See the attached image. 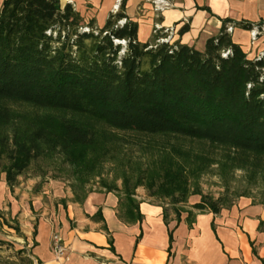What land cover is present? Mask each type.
I'll return each mask as SVG.
<instances>
[{"label":"trees","instance_id":"1","mask_svg":"<svg viewBox=\"0 0 264 264\" xmlns=\"http://www.w3.org/2000/svg\"><path fill=\"white\" fill-rule=\"evenodd\" d=\"M127 2L121 0L100 28L71 3L4 1L0 177L11 191L26 173L50 174L74 180V198L84 202L92 192L87 185L101 176L112 152L106 135L77 116L118 131L178 136L264 156V52L249 58L228 31L229 26L251 31L262 24L225 19L204 51L173 41L165 29L141 43L138 24L126 14ZM11 102L34 110L17 113ZM120 179L121 187L116 178L99 188L118 192L125 215L136 221L142 220L136 199L140 187L159 201L166 222L171 215L180 222L188 206L192 223L197 213L216 215L234 204L203 195L192 187L191 174L173 163L141 167ZM195 195L200 201L189 205Z\"/></svg>","mask_w":264,"mask_h":264},{"label":"crops","instance_id":"2","mask_svg":"<svg viewBox=\"0 0 264 264\" xmlns=\"http://www.w3.org/2000/svg\"><path fill=\"white\" fill-rule=\"evenodd\" d=\"M60 1L102 28L119 0ZM126 14L138 24L141 43L150 42L159 25L173 30V41L204 51L225 19L264 25V0H171L164 12H157L149 0H128ZM184 27L189 29L179 34ZM231 35L249 58L264 52V33L254 42L249 30L234 28ZM34 184L21 183L11 191L4 175L0 177V215L17 221L14 245L34 264H264L263 204L242 199L216 215L197 213L192 223L187 221L188 206L180 222L175 215L166 222L163 208L139 188L142 220L136 221L125 215L118 192L98 188L81 204L62 183L43 190ZM56 226L66 247L60 257L52 248ZM1 231L0 241L5 242Z\"/></svg>","mask_w":264,"mask_h":264},{"label":"rangeland","instance_id":"3","mask_svg":"<svg viewBox=\"0 0 264 264\" xmlns=\"http://www.w3.org/2000/svg\"><path fill=\"white\" fill-rule=\"evenodd\" d=\"M9 104L15 112L21 114L34 110L24 103ZM76 118L96 129L100 135L105 134L112 152V158L106 159L103 164L101 176L93 179L87 185V190L98 189L100 183H111L116 178L121 187L120 178L124 173L131 175L141 167L155 169L161 163H173L191 174L192 187L203 195L216 199L222 197L231 203L247 199L252 203L264 204V156L237 152L205 141L178 136H151L118 131L89 118ZM27 182H35V189L38 190L48 188L52 183H62L69 188L76 185L74 180L67 177L53 178L49 174L42 178L34 176L33 172L20 178V183ZM15 188H20V184ZM140 189L147 194L144 187ZM200 198L199 195L192 196L189 203L200 201ZM152 201L159 202L154 198ZM6 219L0 215L1 234L5 237V244L0 246V264H25V260L30 258L26 254L20 258L17 254L22 250L14 245V238L19 237L16 230L19 224L11 216Z\"/></svg>","mask_w":264,"mask_h":264},{"label":"built area","instance_id":"4","mask_svg":"<svg viewBox=\"0 0 264 264\" xmlns=\"http://www.w3.org/2000/svg\"><path fill=\"white\" fill-rule=\"evenodd\" d=\"M120 1H118L117 5L115 6V12L118 11L119 9V6H120ZM153 6H154V9L157 11V12H164L168 9L171 8V0H149ZM121 23H123V21H121ZM157 29H163L161 28L159 25H157L154 29V33L156 32ZM234 28L232 26H229L228 27V31L229 32H233ZM165 31H169L172 35L173 33V30L172 29H165ZM251 38L254 41L257 40L258 36L262 33H264V25H262L261 27H254L251 31ZM52 248H53V251L54 253L57 255V256H62L65 251H66V247L64 245V241H63V237L61 236V228L60 226H56L54 228V232H53V237H52Z\"/></svg>","mask_w":264,"mask_h":264}]
</instances>
